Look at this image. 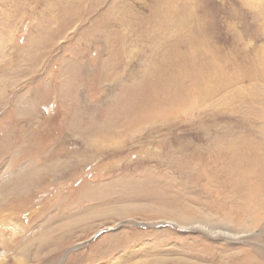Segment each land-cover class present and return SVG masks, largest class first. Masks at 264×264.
<instances>
[{
	"label": "rangeland",
	"instance_id": "obj_1",
	"mask_svg": "<svg viewBox=\"0 0 264 264\" xmlns=\"http://www.w3.org/2000/svg\"><path fill=\"white\" fill-rule=\"evenodd\" d=\"M215 143L264 152V0H0V264H264Z\"/></svg>",
	"mask_w": 264,
	"mask_h": 264
},
{
	"label": "bare ground",
	"instance_id": "obj_2",
	"mask_svg": "<svg viewBox=\"0 0 264 264\" xmlns=\"http://www.w3.org/2000/svg\"><path fill=\"white\" fill-rule=\"evenodd\" d=\"M172 4H174V3L172 2ZM251 142H254V141H251ZM226 148L221 143H215V145L212 148H209L207 150L204 149L205 150L204 153L208 155L207 158L209 159V156H211L213 158V161H211V162H213L211 172L209 171V169H210L209 168L210 167L209 160L210 159L206 160L202 156H200V157L196 156V159H194V160L197 162L198 169H196L194 167L196 169V171L192 172V176H194L198 172L196 178L201 179V178H204L206 176L208 181L211 180L209 182L210 184L211 183L213 184V182H214L217 185V187H218L217 191L213 190L215 192H214L213 196L211 197L212 201L215 200L214 201L215 203L214 204L212 203V204H213V209H215V210L217 209L216 210L217 213H219L220 210L224 213H225V211H227L225 213V215L227 217H229L227 219H229V220L233 219V218L236 219V216L238 215L239 217L237 219L240 220L242 217V214L244 212L246 213L250 209H252L253 216H255V214L259 212L261 206L264 205V152L260 151V150L258 152H255L253 150H249L246 153H242V152L236 153L235 152L237 154V156L234 157V159L232 160V163H233V166H232V164L230 162H227L224 159V158L228 157V151ZM225 152H227V153H225ZM252 153L256 157V159L257 158L261 159L260 161H258L260 164L259 167H256V166L254 168L252 167V164L255 165V163H256V162L254 163L252 161L253 160L252 158H254V157L247 159V157L245 156V155L250 156V155H252ZM216 170H217V173H216ZM207 173H210V174L208 175ZM8 189H10V187ZM211 193H213V192H211ZM176 202H174V203H176ZM185 202H186V200L185 201L183 200L181 203L179 202L180 204L177 207H176V205L174 208L172 207V209H170V211L167 210L168 206H166V205L160 206L159 208H161L163 211H169L172 215L177 217L179 222H181L180 225H186V226L189 224H193V223H190V221H193L196 218H198L199 216H202V214H206L207 216H210L209 214L202 212L200 209H197L196 207H188L187 206L184 208L183 204ZM221 202L222 203L228 202L229 204L228 205L226 204L227 206H223V205H220ZM210 209H212V208H210ZM163 211H162V213H163ZM212 213H213V210H212ZM2 214H4V213L2 212ZM207 216H205V218ZM205 218L203 217V219H205ZM185 222H187L189 224H184ZM205 223H207V222H205ZM184 263L189 264L188 261L184 262ZM246 263L251 264L250 261H246Z\"/></svg>",
	"mask_w": 264,
	"mask_h": 264
}]
</instances>
